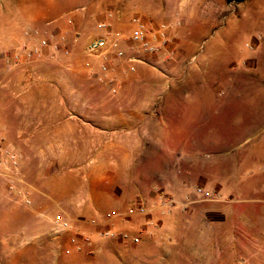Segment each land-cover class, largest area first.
<instances>
[{
    "label": "rangeland",
    "instance_id": "1",
    "mask_svg": "<svg viewBox=\"0 0 264 264\" xmlns=\"http://www.w3.org/2000/svg\"><path fill=\"white\" fill-rule=\"evenodd\" d=\"M68 18L73 19L72 25ZM134 19L164 30L170 40L167 49L159 57L146 56V63L138 64L136 73L128 72L127 61L111 53V70L102 74L100 59L85 52L88 43L102 33L98 23L109 21L112 31L122 32L128 39ZM34 31L39 36L25 34ZM44 37L71 49V57L13 64L12 56L24 44H36ZM123 49L127 55L138 54L129 40ZM182 76L185 80L178 82ZM143 85L165 87L142 93ZM113 86L118 88L116 94L111 92ZM160 97L171 104L188 102L179 111L188 122L184 130L195 133L193 141L200 143L195 154L182 153L180 143L175 144V108L163 133L146 142L136 155L131 171H111L109 161L117 166L125 155L94 152L88 146L93 138H86L84 154L63 156L48 149L47 116H66L72 121L83 118L84 123L69 125L71 129L80 125L88 136L100 128L125 127L108 118L125 113L120 103ZM0 129L6 144L21 157L23 195L31 190L32 201L22 202L17 210L20 214L30 210L43 213L39 227L42 232L46 227L50 230L38 238L47 237L48 245L39 241L37 250L29 235L22 237L23 263L43 264L44 258L63 257L61 244L71 235L56 231L57 222H68L73 230H80L89 218L80 214L79 206L82 212L84 207H94L98 215L113 209L84 200L93 179L115 180L128 187L133 180L141 184L142 174L192 160L195 172L221 186L217 193L222 200L214 204L229 214L230 264H264V0H0ZM46 185L51 186L54 201L43 199ZM64 189L69 198L59 197ZM202 189L210 195L216 190ZM1 195H12L2 180ZM204 203L198 202L200 206ZM145 204L151 211L156 207L155 203ZM5 206L13 209L12 203ZM175 208L190 206L176 202ZM153 212L147 217L157 213ZM147 217H129L118 225L140 226ZM185 218L180 223L192 226ZM168 221L167 229L172 231ZM82 231L91 234L101 248L95 257L127 259V253L115 250L109 239L96 237L92 226ZM163 248L164 258L174 264L172 248ZM133 257L142 256L134 253Z\"/></svg>",
    "mask_w": 264,
    "mask_h": 264
},
{
    "label": "crops",
    "instance_id": "2",
    "mask_svg": "<svg viewBox=\"0 0 264 264\" xmlns=\"http://www.w3.org/2000/svg\"><path fill=\"white\" fill-rule=\"evenodd\" d=\"M183 79L185 80L182 76L178 82H183ZM172 85L167 86V92ZM164 87V85H157L156 87L143 85L141 92L162 91ZM187 103L175 100L171 104V102H167L166 97L150 100H127L118 105L125 108L124 114L108 117L110 123H123L125 127L109 126V128L103 130L100 128L88 132V136L80 125H77L75 129H71L69 125L71 122L79 123V121H82L84 123L83 118L77 117L76 119H79V121H72L70 117L66 116H47L45 123L49 124L46 125L48 149L52 154L63 156L84 154L87 147L86 138H93L94 143H89L88 146H92L94 152L100 150L99 154H102L108 150L111 154L125 155V158L119 160L117 166H112L114 164L113 160L109 161L111 171H131L136 164V155L143 150L146 142L156 134L160 136L163 133L165 127H167V118L170 116L172 108H175L173 113L176 124L175 144L180 143L183 149L181 150L182 153L193 155L200 147V143L193 141L195 133L184 130L186 129L185 124L188 122H185L186 118L182 117L183 113L179 111V108H185ZM103 138L107 141L102 142L101 139ZM122 138H124V142H118ZM0 171L4 174L0 177V180L4 181L7 190L12 194L11 196H0V204H2L0 214V264H26L21 260L23 256L22 237L29 235V239H33L34 242H45V245H48L47 237L43 240L38 238L43 234H49L50 230L46 227L45 231L42 232V228L39 227L41 224L39 217L43 213L30 210L25 211V214H20V211L17 210L22 202L25 203L29 199L32 201L31 190H29V193L27 192L28 195H23L24 178L21 171L14 176L15 180L12 186L6 178L5 168L0 166ZM141 178V184L133 180L129 182L131 184H128V187L115 180L93 179L88 185V195H84V200L90 199L95 203L106 204L113 208L110 212L124 210L125 204L132 202L127 209L136 205H143L147 208L146 215L134 217H147L150 212L153 214V211H156V214L147 217L146 220L143 219L141 221L143 224L140 226H134L130 222L120 226L118 225V222L122 221L120 219L105 222L104 215L106 213L98 215L94 211V207L90 209L84 207L82 212L79 206L80 214L84 213V216L89 220L82 222L86 224H81L80 230H73L72 226L68 230H62L57 225L56 231L71 236L61 244L60 255L63 257L59 259H56V257L44 258L43 264H169V259L166 260L162 253L164 246L172 248L174 264H230L229 214L224 207L214 204L222 200L217 193L221 186L212 183L204 174L195 172L192 160H187L174 168L163 167L157 172L152 171L149 174H142ZM196 180L201 182L196 183ZM45 187V191L41 193L43 199L54 201V195L50 190L51 186L46 185ZM204 187H212L216 190H213L210 195L202 189ZM194 188L197 189L196 193ZM198 189H202L203 193H198ZM61 196L62 198H69L71 195L64 189L60 191L59 197ZM200 201L205 203L200 206L198 204ZM145 202L155 203L156 207L151 211ZM176 202L189 205L190 208L176 210ZM11 203L13 209H8L5 204ZM186 212H189L187 218L184 217ZM184 218L192 226L187 227L181 224L179 219ZM167 220L173 225L172 231L167 229ZM88 225L93 227L96 237L109 239L113 242L111 245L115 250L125 251L128 256L127 259L95 257L99 255L101 248L93 242L91 234L82 231ZM106 230H111L115 233V236H104L103 233ZM121 234L140 237L141 243L133 244L130 240H124ZM73 238L77 239L76 243H72ZM85 239H89L88 243ZM173 240L175 244L168 246L167 243ZM38 243L32 245L35 250L38 249ZM134 253H140L142 257L140 259L134 258Z\"/></svg>",
    "mask_w": 264,
    "mask_h": 264
},
{
    "label": "built area",
    "instance_id": "3",
    "mask_svg": "<svg viewBox=\"0 0 264 264\" xmlns=\"http://www.w3.org/2000/svg\"><path fill=\"white\" fill-rule=\"evenodd\" d=\"M134 27L127 39V37L119 31H112L109 21H101L98 23L97 28L102 32L100 35L93 38L86 47V54L99 58L101 61L100 71L102 74L107 75L110 72V65L108 63L111 53L116 58L125 59L128 63V72L136 73L138 64H145L146 56L159 57L161 53L167 49L169 44V38L167 33L162 29L153 28L151 24L141 19H134ZM67 23L73 24V19L68 18ZM27 36L37 37L39 33L37 31L26 32ZM126 40L130 41L133 48H137V55H127L123 49V44ZM58 55L64 58H70L72 55L71 49L63 46L61 42H55L50 37L39 38L36 44H24L20 50L14 53L12 56L13 64L19 66L23 64L32 63L35 61L44 60L46 58L54 59ZM90 66V63H87ZM113 94L117 93V87L111 88ZM20 155L8 146L4 140L3 134L0 129V166L5 168L6 178L10 185L14 183V176L19 173L20 170ZM4 174L0 171V177ZM198 193L202 194V189H198ZM29 203V200H27ZM147 208L143 205H136L128 208L125 212L113 211L104 215L105 222H112L116 219L125 220L129 217L146 215ZM59 227L62 230H68L71 225L68 222H59ZM104 236L114 237L115 233L111 230L104 231ZM124 240H130L133 244L141 243V238L134 236L130 237L128 234H121ZM88 243L89 239H85ZM77 239L73 238L72 243H76Z\"/></svg>",
    "mask_w": 264,
    "mask_h": 264
}]
</instances>
